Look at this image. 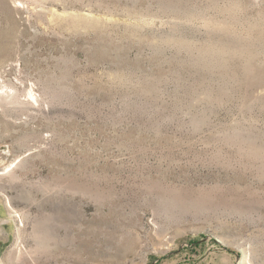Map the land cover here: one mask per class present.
I'll return each instance as SVG.
<instances>
[{"label":"rangeland","instance_id":"1","mask_svg":"<svg viewBox=\"0 0 264 264\" xmlns=\"http://www.w3.org/2000/svg\"><path fill=\"white\" fill-rule=\"evenodd\" d=\"M0 264H264V0H0Z\"/></svg>","mask_w":264,"mask_h":264}]
</instances>
